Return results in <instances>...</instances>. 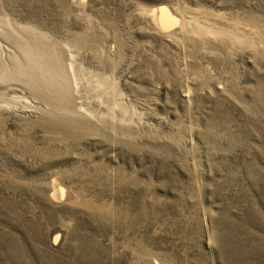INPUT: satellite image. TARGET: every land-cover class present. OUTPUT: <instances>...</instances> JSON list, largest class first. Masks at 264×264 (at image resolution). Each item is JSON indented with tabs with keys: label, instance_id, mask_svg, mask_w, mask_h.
<instances>
[{
	"label": "rangeland",
	"instance_id": "obj_1",
	"mask_svg": "<svg viewBox=\"0 0 264 264\" xmlns=\"http://www.w3.org/2000/svg\"><path fill=\"white\" fill-rule=\"evenodd\" d=\"M0 54V264H264V0H0Z\"/></svg>",
	"mask_w": 264,
	"mask_h": 264
},
{
	"label": "bare ground",
	"instance_id": "obj_2",
	"mask_svg": "<svg viewBox=\"0 0 264 264\" xmlns=\"http://www.w3.org/2000/svg\"><path fill=\"white\" fill-rule=\"evenodd\" d=\"M167 15H168V14H167ZM154 20H155L157 23H160L161 26H162V27L164 26L166 29H169V27H171V26L173 25V23H171L172 18H169V17H168V19H167L166 14H165V15H161L159 12H156V14L154 15ZM170 23H171V24H170ZM184 24H185V22H184ZM185 25H186V24H185ZM3 28H4V27H3ZM5 28H6V27H5ZM182 28H183V27H182ZM6 29H7V28H6ZM7 30H8V29H7ZM4 34H5V33H4ZM192 34H193V33H192ZM13 35H14V34H13ZM15 36H17V35H15ZM9 38H10V37H9ZM16 39H17V38H16ZM21 40H22V39H21ZM16 41H17V40H16ZM26 41H28V40H26ZM17 42L19 43V40H18ZM17 42H16V43H17ZM36 42H37V41H36ZM11 43H12V42H11ZM38 43H39V42H38ZM44 43H45V42H44ZM26 44H27V43H26ZM34 44H35V43H34ZM13 45H14V44H13ZM18 45H19V44H18ZM20 45H21V44H20ZM23 45H24V44H23ZM28 45H29V44H28ZM40 45H43V43H42V44L40 43ZM40 45H39V46H40ZM44 45H45V44H44ZM47 45H48V44H47ZM23 47H24V46H23ZM30 47H31V46H30ZM45 47H46V46H45ZM45 47H44V48H45ZM48 47H50V46H48ZM1 49H2V48H1ZM22 49H23V48H22ZM46 49H48V48H46ZM46 49H45V50H46ZM49 49H51V48H49ZM27 50H29V49H27ZM41 50H43V49H41ZM41 50H40V51H41ZM23 51H24V50H23ZM31 51H33V49H32ZM34 51H35V50H34ZM37 51H38V50H37ZM50 51H51V50H50ZM26 52H29V51H26ZM35 52H36V51H35ZM45 52H46V51H45ZM47 52H49V50H47ZM52 52H53V50H52ZM4 53H5V52H4ZM11 53H12V52H11ZM33 53H34V52H33ZM53 53H54V52H53ZM53 53H52V54H53ZM1 54H3V53H1ZM1 54H0V55H1ZM14 54H15V53H14ZM26 54H27V53H26ZM30 54H32V52H31ZM52 54H50V55L52 56ZM42 55H43V54H42ZM50 55H48L47 57H49ZM54 55H56V54L54 53ZM1 56H2V55H1ZM3 56H4V55H3ZM3 56H2V57H3ZM7 56H8V54H7ZM14 56H16V55H14ZM27 56H28V55H27ZM35 56H36V55H35ZM37 56H38V55H37ZM37 56H36V57H37ZM56 56H57V55H56ZM62 56H63V55H62ZM2 57H0V58L3 60ZM10 57H11V55H10ZM39 57L41 58V56H38V59L40 60ZM45 57H46V56H44V58H45ZM57 57H58V56H57ZM57 57H56V58H57ZM8 58H9V57H8ZM14 58H15V57H14ZM19 58H20V57H19ZM22 58H23V57H22ZM52 58H53V57H52ZM54 58H55V57H54ZM59 58H60V55H59ZM9 59H11V58H9ZM9 59H8V60H9ZM26 59H27V58H26ZM30 59H31V58H30ZM34 59H36V58L34 57ZM41 59H42V58H41ZM48 59H49V58H48ZM48 59H47V60H48ZM62 59H63V58H62ZM62 59H61V60H62ZM13 60H15V59H13ZM13 60H11V62H12ZM18 60H22V59H18ZM23 60H25V59H23ZM23 60H22V61H23ZM44 60H45V59H44ZM44 60H43V61H44ZM61 60H60V62H62ZM15 61H17V56H16V60H15ZM15 61H13V62H15ZM25 61H26V60H25ZM31 61H32V62H36L37 60H34V61H33V60L31 59ZM31 61H30V63H31ZM49 61H50V60H49ZM49 61H48V62H49ZM53 61H58V58L55 59V60H53ZM53 61H50L49 63H51V62H53ZM5 62H6V61H5ZM28 62H29V61H28ZM28 62H26V64H28ZM40 62H41V60H40V61H37L36 63H40ZM44 62H45V61H44ZM17 63H18V62H17ZM23 63H24V62H23ZM30 63H29V64H30ZM57 63H59V62H56V64H57ZM15 64H16V62H15ZM53 64H55V63H53ZM56 64H55V65H56ZM22 65H23V64H22ZM33 65H34V64H33ZM35 65H36V64H35ZM40 65H41V64H40ZM43 65H44V64H43ZM43 65H42V67H43ZM49 65H51V64H49ZM60 65L63 66V64H60ZM64 65H65V64H64ZM5 66H6V65H5ZM17 66H18V64H17ZM24 66H26V65L24 64ZM24 66H23V67H24ZM61 66H60V67H61ZM8 67H10V66L8 65L7 68H8ZM13 67H14V66H13ZM23 67H22V68H23ZM26 67H27V66H26ZM26 67H25V68H26ZM31 67H32V66H31ZM44 67H45V65H44ZM4 68H5V67H4ZM9 69H10V68H9ZM45 69H46V68H45ZM22 70H24V69H22ZM29 70H30V68L28 69V71H29ZM4 71H5V70H4ZM26 71H27V70H25L24 72H26ZM31 71H32V70H31ZM58 71H60V70H58ZM58 71H57V72H58ZM5 72H6V71H5ZM24 72H22V74H23ZM32 72H33V71H32ZM47 72H49V70H48ZM53 72H54V71H53ZM1 73H3V72H1ZM50 73H51V71H50ZM54 73H55V72H54ZM65 73H66V72L61 73V75H62V74L65 75ZM8 74H9V73H8ZM42 74H43V73H42ZM42 74L40 73V76H41ZM35 75H36V74H35ZM35 75H33V76L30 75V76L36 78ZM5 76H6V74H5ZM36 76H37V75H36ZM38 76H39V74H38ZM55 76H56V75H55ZM6 77H7V78H6ZM6 77H5L4 79H6L7 81L12 80V79H9V80H8V76H6ZM24 77H26V76H24ZM31 77H30V78H31ZM57 77H58V75H57ZM62 77H64V76H62ZM65 77H66V75H65ZM65 77H64V78H65ZM0 78H2V76H0ZM34 78H31V80L34 79ZM41 78H43V77H41ZM50 78H51V77H50ZM58 78H59V77H58ZM69 78H70V77H69ZM19 79L21 80V78H19ZM44 79H45V78H43L42 80H44ZM60 79H61V78H60ZM67 79H68V76H67ZM67 79H66L65 81H67ZM6 80H5V81H6ZM42 80L40 79V80H38V81L40 82V81H42ZM46 80H47V78H46ZM48 80H49V78H48ZM51 80H52V79H51ZM1 81H4V80H1ZM5 81H4V82H5ZM7 81H6V82H7ZM14 81H15V80H14ZM14 81H13V83H14ZM16 81H17V80H16ZM16 81H15V82H16ZM21 81H22V80H21ZM21 81H20V82H21ZM26 81H27V79H26ZM32 81H33V80H32ZM52 81H53V80H52ZM52 81H51V82H52ZM60 81H62V80H60ZM4 82H3V83H4ZM33 82H35V81H33ZM36 82H37V80H36ZM43 82H44V81H43ZM51 82H50V87H51ZM55 82H56V79H55ZM11 83H12V82H11ZM17 83H18V82H17ZM29 83H30V82H29ZM41 83H42V82H41ZM41 83H40V84H41ZM46 83H47V82L45 81L43 84L45 85ZM63 83H64V85L66 86V85H67L68 83H70V82H68V83L66 84V83L63 81ZM1 84H2V83H1ZM14 84H15V83H14ZM18 84H19V83H18ZM18 84H17V86H16V85H15V86L18 87ZM21 84H22V82H21ZM21 84H20V85H21ZM30 84H31V83H30ZM34 84H35V83H34ZM43 84H42V85H43ZM48 84H49V83H47V85H48ZM61 84H62V82H61ZM71 84H72V83H71ZM5 85H7V84H5ZM8 85H9V83H8ZM38 85H39V83H38ZM38 85L35 84L36 87H37ZM42 85H41V86H42ZM44 85H43V86H44ZM58 85H59V84H58ZM69 85H70V84H69ZM1 86H2V85H1ZM9 86H11V84H10ZM39 86H40V85H39ZM39 86H38V87H39ZM61 86H63V84H62ZM61 86H59V88H60ZM65 86H64V88H65ZM4 87H5V86H3V88H4ZM12 87H13V86H12ZM21 87H23V86H21ZM24 87H25V86H24ZM26 87H27V86H26ZM29 87H31V86H29ZM45 87H47V86H45ZM45 87H44V88H45ZM67 87H68V88H67L68 90H70V89L73 90L72 88L69 89V86H67ZM10 88H11V87H10ZM18 88H19V87H18ZM32 88H33V91H34V90H35L34 87H32ZM44 88L42 87V88H41V91H42V89H44ZM48 88H49V85H48ZM48 88H47V89H48ZM51 88H53V87H51ZM62 88H63V87H62ZM6 89L8 90V87H7ZM24 89H25V88H24ZM36 89L39 90V88H36ZM55 89H56V88H55ZM67 89H66V90H67ZM4 90H5V89H4ZM17 90H18V89H17ZM21 90H22V88H21ZM57 90H58V88H57ZM64 90H65V89H64ZM66 90L63 91L65 94H66V92H68V91H66ZM71 90H70V91H71ZM2 91H3V90H2ZM5 91H6V90H5ZM14 91H15V90H14ZM30 91H32V90H30ZM45 91H46V90L44 89V92H45ZM7 92H8V91H7ZM7 92H5V93H7ZM34 92H35V91H34ZM36 92H38V91H36ZM39 92H40V91H39ZM42 92H43V91H42ZM42 92H41V93H42ZM53 92H54V91H53ZM57 92H59V90H58ZM3 93H4V92H3ZM68 93H69V92H68ZM7 94H8V93H7ZM37 94H38V93H36L35 95H37ZM39 94H40V93H39ZM43 94H44V96H45L46 92L43 93ZM54 94H55V93H54ZM5 95H6V94H5ZM35 95H34V96H35ZM40 95H41V94H40ZM55 95H57V94H55ZM69 95H70V96H73V95H71V94H69ZM6 96H8V95H6ZM41 96H43V95H41ZM44 96H43V97H44ZM52 96H53V95H52ZM63 96H64V99H66V98H65V95H63ZM66 96H67V94H66ZM70 96H68V97H70ZM4 97H5V96H4ZM36 97H37V96H36ZM54 97L56 98L57 96H54ZM54 97H53V98H54ZM60 97H61V94H60ZM38 98H40V97H37V99H38ZM45 98H47V97H45ZM53 98H51L50 100L52 101ZM55 98H54V100H56ZM58 98H59V97H57V99H58ZM61 98H62V97H61ZM72 98H74V97H72ZM72 98H71V100H70L71 102L73 101ZM42 99H44V98H42ZM68 99H69V98H68ZM68 99H67V100H68ZM60 100H63V98L60 99ZM67 100H66V101H67ZM41 101H43V100H41ZM51 101H49V102H50L49 104H53V103H51ZM44 102H46V101H44ZM52 102H54V101H52ZM58 102H59V100H58ZM68 102H69V101H68ZM71 102H70V103H71ZM54 103H55V102H54ZM56 103H57V102H56ZM72 103H73V102H72ZM72 103H71V104H72ZM0 104H2V103L0 102ZM60 104H61V103H60ZM62 104L64 105V104H65V101H64V103H62ZM66 104H67V103H66ZM72 105H73V104H72ZM1 106H2V105H1ZM52 106H53V105H52ZM70 106H71V105H70ZM75 106H76V105H75ZM58 107H59V106H58ZM61 107H62V106H61ZM2 108H3V107H2ZM63 108H64V107H63ZM69 108H70V107H69ZM67 110H68V109H67ZM77 110H78V109H77ZM53 113H54V112H53ZM49 114H50V113H49ZM55 114H56V113H55ZM80 115H81V114H80ZM67 116H68V115H67ZM52 117H53V116H52ZM56 117H57V116H56ZM60 117H61V116H60ZM68 117H69V116H68ZM75 117H76V116H75ZM45 118H46V117H45ZM62 119H63V118H62ZM66 119H67V117H66ZM60 120H61V119H60ZM64 120H65V119H64ZM53 121H54V120H53ZM53 121H52V122H53ZM53 123H54V122H53ZM55 123H56V121H55ZM57 123H58V122H57ZM65 123H66V122H65ZM75 123H76V122H75ZM49 124H50V123H49ZM58 124H59V123H58ZM58 124H57V125H58ZM60 124H61V123H60ZM76 124H77V123H76ZM47 125H48V124H47ZM53 125H54V124H53ZM55 125H56V124H55ZM43 127H44V125H43ZM52 127H53V126H52ZM46 128L48 129V127H46ZM56 128H57V127H56ZM58 128H60L59 125H58ZM62 128H63V127H62ZM65 128H66V127H65ZM68 128H69V127H68ZM68 128H66V129L69 130ZM50 129H51V128H50ZM54 129H55V128H54ZM63 129H64V128H63ZM51 130H52V129H51ZM67 130H66V131H67ZM69 131H70V130H69ZM49 132H50V131H49ZM53 132H54V131H53ZM55 132H56V131H55ZM55 132H54V133H55ZM70 132H72V131H70ZM66 133H67V132H66ZM48 134H49V133H48ZM50 134H51V133H50ZM54 135H55V134H54ZM59 135H60V134H59Z\"/></svg>",
	"mask_w": 264,
	"mask_h": 264
},
{
	"label": "water",
	"instance_id": "obj_3",
	"mask_svg": "<svg viewBox=\"0 0 264 264\" xmlns=\"http://www.w3.org/2000/svg\"><path fill=\"white\" fill-rule=\"evenodd\" d=\"M165 13H166V12H165ZM173 21H174V20H173ZM175 23H176V24H175ZM174 24L177 25V22H174L173 25H174ZM175 25H174V26H175Z\"/></svg>",
	"mask_w": 264,
	"mask_h": 264
}]
</instances>
